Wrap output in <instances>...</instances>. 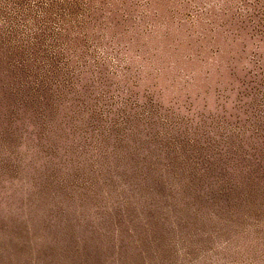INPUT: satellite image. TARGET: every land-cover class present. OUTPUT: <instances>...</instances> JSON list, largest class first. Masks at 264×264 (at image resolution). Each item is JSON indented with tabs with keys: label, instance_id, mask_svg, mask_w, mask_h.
I'll return each instance as SVG.
<instances>
[{
	"label": "rangeland",
	"instance_id": "rangeland-1",
	"mask_svg": "<svg viewBox=\"0 0 264 264\" xmlns=\"http://www.w3.org/2000/svg\"><path fill=\"white\" fill-rule=\"evenodd\" d=\"M0 264H264V0H0Z\"/></svg>",
	"mask_w": 264,
	"mask_h": 264
}]
</instances>
